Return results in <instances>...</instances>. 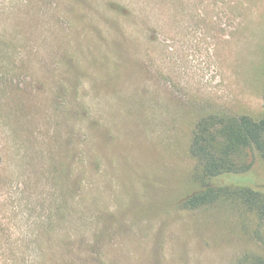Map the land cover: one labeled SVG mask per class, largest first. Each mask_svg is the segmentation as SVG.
<instances>
[{"label":"rangeland","instance_id":"obj_1","mask_svg":"<svg viewBox=\"0 0 264 264\" xmlns=\"http://www.w3.org/2000/svg\"><path fill=\"white\" fill-rule=\"evenodd\" d=\"M263 87L264 0H0V264L264 255L241 202L180 206L196 122Z\"/></svg>","mask_w":264,"mask_h":264},{"label":"trees","instance_id":"obj_2","mask_svg":"<svg viewBox=\"0 0 264 264\" xmlns=\"http://www.w3.org/2000/svg\"><path fill=\"white\" fill-rule=\"evenodd\" d=\"M262 114H208L192 132L189 151L197 162L198 188L180 200V206L194 209L221 199H234L264 223V178L252 171L253 154L264 166V87ZM264 173V170H263ZM250 264H264V255Z\"/></svg>","mask_w":264,"mask_h":264}]
</instances>
